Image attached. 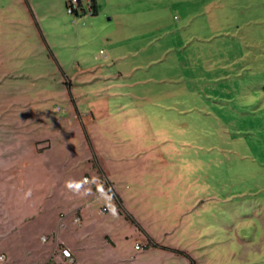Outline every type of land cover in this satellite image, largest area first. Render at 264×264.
<instances>
[{"label":"rangeland","instance_id":"374dc122","mask_svg":"<svg viewBox=\"0 0 264 264\" xmlns=\"http://www.w3.org/2000/svg\"><path fill=\"white\" fill-rule=\"evenodd\" d=\"M96 2L0 0V264H264V0Z\"/></svg>","mask_w":264,"mask_h":264},{"label":"crops","instance_id":"0c3cea01","mask_svg":"<svg viewBox=\"0 0 264 264\" xmlns=\"http://www.w3.org/2000/svg\"><path fill=\"white\" fill-rule=\"evenodd\" d=\"M94 7H95V11H94L93 15H97L98 16V7H97L96 0H94ZM108 20H110V18ZM37 30L40 31V29H37ZM47 48L49 49V46H47ZM50 54H51L52 59L56 63V65L58 67H60L59 66V62H58L57 57L55 56V54H53V52H51V51H50ZM108 58H105V60H108ZM108 61H110V63L112 62L111 60H108ZM102 63H103V61H101L100 64H97L98 66H96V65H93V66H90V67L87 66L89 68L81 69L80 67H78L77 74H73L71 76V78L66 73H64L63 70H61L62 71V82H63V84H64V81H66L67 83H70V85L68 87H65V89H66L65 90V94L68 97V100L70 101V106L67 109L66 113H63V114H65L64 116H67V118H68L69 125H66V129H67V127H69L68 131L69 130H73V131L75 130V131H78L80 133L82 128H84V130H85L86 126H88V125L90 126L92 123H94L95 117H94V113H93L92 110H90L88 112H83V113H80V111L78 110V103L79 102H77V100H76L77 98L74 96V94L72 92V91H75L74 90V86H76V85L72 84V83H75L76 81H79V80H81V81L85 80V81H89V82L93 81V79H97V80L98 79H100V80L104 79V80H106L107 78H103L105 76L102 77V73L99 72L100 71L99 69H100V66H101ZM85 75L88 76V77H83ZM121 75L122 74H120V72H118V76L121 77ZM64 86H65V84H64ZM68 95H70L71 98H69ZM59 122H61V121H57L56 123L58 125H60ZM89 141L91 143V147H92L93 152L95 154V157L97 159L98 165H99V167H100V169H101V171L103 173L102 179L104 180L105 183L108 184V186L111 189V191H113L115 193V191L113 189L115 187V183L112 182V180L109 179L110 178L109 177L110 174H109L108 170L106 169L104 164L100 161V159H98L97 153L94 150V147L92 146L91 138H89ZM48 142H49V140H48ZM86 145H87V143H86ZM49 149H50V143H49ZM87 150H88V145H87ZM87 150H86V157H85L86 161H85V164L88 166V168L92 172H94V174L96 176V178H95L96 181L95 182L93 181V184L96 185V187L98 188L96 195H99L100 194L99 189L102 188L103 185L100 187L97 184L100 183L102 180L100 181V176L97 174L96 169L93 168V166L91 164V153L88 150V152L90 154V157H89V155H87L88 154ZM84 178H87V177H84ZM115 195L119 196L116 193H115ZM119 198H120V196H119ZM121 202L122 201H120V204L122 205ZM103 208L105 209L104 212H107V209L105 207H103ZM103 208H102V211H103Z\"/></svg>","mask_w":264,"mask_h":264},{"label":"built area","instance_id":"2783aa9c","mask_svg":"<svg viewBox=\"0 0 264 264\" xmlns=\"http://www.w3.org/2000/svg\"><path fill=\"white\" fill-rule=\"evenodd\" d=\"M66 11L67 14L78 17L80 15H93L94 9L92 7L91 0H66ZM75 21V20H74ZM55 111L59 114L65 113L66 108L56 107ZM84 182H87V178L83 179ZM138 248V247H137ZM61 256L64 260H72L71 252L68 249H64L61 251Z\"/></svg>","mask_w":264,"mask_h":264},{"label":"trees","instance_id":"16d2710c","mask_svg":"<svg viewBox=\"0 0 264 264\" xmlns=\"http://www.w3.org/2000/svg\"><path fill=\"white\" fill-rule=\"evenodd\" d=\"M92 1V7H93V9H94V11H95V7H94V0H91ZM85 139H86V142H87V145H88V148H89V150H90V153H91V164H92V166H93V168L94 169H96V171H97V174L100 176V180H103L102 179V175H103V173H102V171H101V169H100V167H99V165H98V162H97V159H96V157H95V154H94V152H93V149H92V147H91V144H90V141H89V139L87 138V137H85ZM104 181V180H103ZM104 184H105V187H106V185L108 186V184L107 183H105V182H103ZM108 188H109V186H108ZM109 193L111 194H113V196L115 197V199L117 200V202L119 203L120 202V200H119V198L110 190L109 191ZM124 216H125V218L127 219V220H130V221H132L133 223H135L134 222V220L132 219V217L130 216V215H126V213L124 212ZM138 227V226H137ZM139 228V227H138ZM148 245L149 246H151V247H158L157 246V244H155L151 239H148Z\"/></svg>","mask_w":264,"mask_h":264}]
</instances>
